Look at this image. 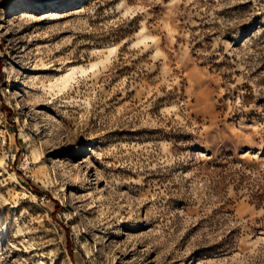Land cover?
Segmentation results:
<instances>
[{"label":"rangeland","instance_id":"374dc122","mask_svg":"<svg viewBox=\"0 0 264 264\" xmlns=\"http://www.w3.org/2000/svg\"><path fill=\"white\" fill-rule=\"evenodd\" d=\"M0 264H264V0H0Z\"/></svg>","mask_w":264,"mask_h":264}]
</instances>
